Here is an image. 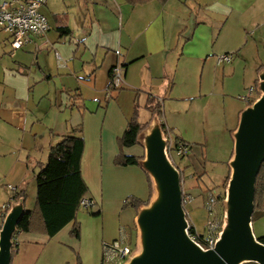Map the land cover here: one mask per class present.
Listing matches in <instances>:
<instances>
[{"label": "crops", "instance_id": "0c3cea01", "mask_svg": "<svg viewBox=\"0 0 264 264\" xmlns=\"http://www.w3.org/2000/svg\"><path fill=\"white\" fill-rule=\"evenodd\" d=\"M11 1L0 0V6ZM41 13L50 30L32 36L22 50L13 51L12 36L0 33V231L1 209L17 203L10 187L26 194V211H34L37 202L58 200L51 184H37L36 173L73 129L82 128L86 143L82 174L87 186L90 171H127L148 193H133L136 199L149 202L152 187L144 170L115 164L119 139L136 109L145 125L140 115L145 111L152 117L150 99L160 103L162 120L165 111L180 120L181 106L191 104L208 118L220 115L233 133L248 107L235 92L257 86L264 70L234 63L235 57L245 56L249 37L262 29L264 0H48ZM225 55L234 56L233 62L218 64ZM118 65L126 70L125 83L111 92ZM162 120L170 135L179 134L177 120L167 115ZM189 146L185 166L199 178L206 173L204 149ZM129 149L123 150L125 156L144 158L143 147L137 155ZM194 189L186 193L194 200L188 207L204 209L202 190ZM96 207L102 215L101 206ZM136 217H129L132 243L138 239ZM72 225L52 239L16 233L12 264H67L71 259L57 256L59 250L68 251L65 238L76 249L69 236ZM121 230L111 242L120 239ZM94 256L99 264L100 246Z\"/></svg>", "mask_w": 264, "mask_h": 264}, {"label": "water", "instance_id": "95a60500", "mask_svg": "<svg viewBox=\"0 0 264 264\" xmlns=\"http://www.w3.org/2000/svg\"><path fill=\"white\" fill-rule=\"evenodd\" d=\"M258 92L260 97L242 112L233 135L224 226L214 250H204L189 235L182 172L167 153L168 141L158 116L141 133L145 157L140 167L150 179L152 197L138 210L137 249L126 264H264V244L253 225L256 185L264 164V70L259 73ZM24 214L25 203L20 200L5 217L0 264H12L13 240Z\"/></svg>", "mask_w": 264, "mask_h": 264}, {"label": "rangeland", "instance_id": "374dc122", "mask_svg": "<svg viewBox=\"0 0 264 264\" xmlns=\"http://www.w3.org/2000/svg\"><path fill=\"white\" fill-rule=\"evenodd\" d=\"M261 30L256 36L249 37V44L246 47L245 56L239 58L235 57L236 62H242V64L252 69L255 65L262 66L260 70L264 69V22L261 24ZM258 27L254 30L257 32ZM251 31V30H250ZM245 48V46H244ZM244 57V58H243ZM234 59V56H233ZM259 80V75H258ZM258 86V84H257ZM257 86H253L256 88ZM248 89L246 91L235 92L240 94L241 97L248 95ZM113 92V91H111ZM237 97V96H236ZM260 97V93L254 99ZM252 103V104H253ZM184 104V103H183ZM250 104L249 106H251ZM245 106H248L245 103ZM183 114L178 120V116L170 115L166 111L164 112L163 122L165 116L169 119H175L178 122L180 132L179 136L177 133H172V139H180L193 147H200L204 149V157L206 158V173L201 177L195 175L193 168H188L186 165L185 158L177 157L173 155V162L176 166L182 167L184 176L183 190L187 193L188 190H202L200 191L203 200V206L210 194L219 198L220 212L225 213L224 201L226 198V191L230 180L229 173V162L233 154V135L235 132H231L226 129L227 123L219 116L207 117L205 112L202 110L193 111L191 104L187 108L181 106ZM148 113L142 111L140 115V122L145 123L148 127L151 126L156 116H152L148 119ZM146 129V130H147ZM145 130V131H146ZM130 152L137 155L140 150H143L140 145H137L131 149ZM145 157V156H144ZM144 159V158H143ZM37 170V173L39 172ZM36 173V174H37ZM91 182L88 183L89 187V198L98 203L99 207L102 208V215H98V208L94 209H80L77 215V222L81 225V238L78 240L72 235V228L69 232V236L73 244H77L76 249L70 247L68 239L65 238L62 243L67 250H59V258L71 259L70 262L67 260V264H77V258L80 259L81 264H98L95 259L94 253L100 246L101 258L99 264L102 263L103 257V244L104 242H111L115 239L116 235L121 229H125L127 233L130 224V216L138 215L137 205L134 203L136 199L135 194L137 193L144 197L148 196L147 192H142V188H139L137 181L134 176L127 171H112L109 173L100 172L93 175L90 171ZM231 174V173H230ZM193 175H195L193 178ZM187 211L191 216V221L195 224L197 231L201 234L204 233L205 225L208 221V214L205 209H195L188 207ZM254 234L257 238L264 237V215L257 217L254 222ZM138 237V236H137ZM70 240V239H69ZM70 242V241H69ZM136 241L132 243V248H136Z\"/></svg>", "mask_w": 264, "mask_h": 264}, {"label": "trees", "instance_id": "16d2710c", "mask_svg": "<svg viewBox=\"0 0 264 264\" xmlns=\"http://www.w3.org/2000/svg\"><path fill=\"white\" fill-rule=\"evenodd\" d=\"M147 110L153 117L158 116L162 120V107L159 102L150 99L147 104ZM138 118L139 111L136 109L134 118L129 123L124 135L119 139L121 151L115 160V164L118 166H140L142 158L128 157L123 154L124 149L140 145L139 137L148 127L147 125H141ZM162 129L166 136L171 134L163 124ZM176 142L187 145L178 139ZM85 147L83 131L82 128H79L73 129L69 136H66L57 146L51 149L47 163L39 167V172L36 174V182L40 186L51 184L58 193L59 198L53 203L37 202L34 211L25 210V214L18 225L17 233L44 234L52 239L68 225L74 224L72 235L76 239L81 238V225L77 222V215L81 209L82 200L89 194V188L82 174V159ZM177 167L179 168V166ZM181 172L183 181V171ZM26 198V194L20 192L16 194L15 200L17 202L24 200L25 202ZM134 203L137 208H140L148 202L143 203L139 200H134ZM261 215H264V164L256 185L253 224L257 217ZM259 240L264 244V237ZM77 264H81L79 258L77 259Z\"/></svg>", "mask_w": 264, "mask_h": 264}, {"label": "built area", "instance_id": "2783aa9c", "mask_svg": "<svg viewBox=\"0 0 264 264\" xmlns=\"http://www.w3.org/2000/svg\"><path fill=\"white\" fill-rule=\"evenodd\" d=\"M47 4L48 0H12L0 6V33H8L12 36L10 45L13 51L22 50L29 44L32 36H44L50 30L47 19L41 13V9ZM232 62L233 56L225 55L218 58V64ZM125 73L126 70L122 65H118L114 68L110 87L112 91H118L122 88L125 83ZM257 95L258 89L254 87L250 88L248 90V95L243 97L242 101L249 106L254 102ZM167 131L169 130L167 129ZM165 137L168 141L167 153L172 161L173 155L183 158L190 153L189 146L174 141L170 134H167V136L165 135ZM182 186H184V180L182 181ZM10 190L14 194L19 193L18 188L10 187ZM193 201V198L187 195L183 190L182 204L186 210L189 221V235L191 239L201 245L204 250H214L220 240L225 219V213L219 210V198L210 194L204 203V209L209 218L203 234L196 230L187 212L188 206ZM81 207L85 209H94L96 207V202L89 197H85L81 202ZM10 209L11 205L3 206L1 211L4 217L7 216ZM136 249L137 245L135 249L132 248V242L129 240L127 231L122 229L120 239L111 243L104 242L102 264H126L131 259Z\"/></svg>", "mask_w": 264, "mask_h": 264}]
</instances>
